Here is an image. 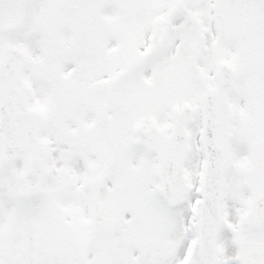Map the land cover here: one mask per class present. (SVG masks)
<instances>
[{
	"label": "snow or ice",
	"instance_id": "1",
	"mask_svg": "<svg viewBox=\"0 0 264 264\" xmlns=\"http://www.w3.org/2000/svg\"><path fill=\"white\" fill-rule=\"evenodd\" d=\"M0 264H264V0H0Z\"/></svg>",
	"mask_w": 264,
	"mask_h": 264
}]
</instances>
